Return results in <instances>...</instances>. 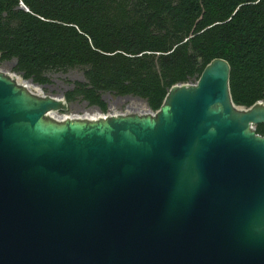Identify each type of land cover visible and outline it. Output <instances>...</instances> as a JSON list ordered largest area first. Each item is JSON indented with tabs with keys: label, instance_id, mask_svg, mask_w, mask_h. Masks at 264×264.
<instances>
[{
	"label": "water",
	"instance_id": "95a60500",
	"mask_svg": "<svg viewBox=\"0 0 264 264\" xmlns=\"http://www.w3.org/2000/svg\"><path fill=\"white\" fill-rule=\"evenodd\" d=\"M229 72L57 119L64 95L0 70V264H264V101L235 104Z\"/></svg>",
	"mask_w": 264,
	"mask_h": 264
},
{
	"label": "trees",
	"instance_id": "16d2710c",
	"mask_svg": "<svg viewBox=\"0 0 264 264\" xmlns=\"http://www.w3.org/2000/svg\"><path fill=\"white\" fill-rule=\"evenodd\" d=\"M215 57L229 62L235 104L264 101V0H0V61L33 84L79 68L65 99L103 112L104 91L156 110ZM254 128L264 135V122Z\"/></svg>",
	"mask_w": 264,
	"mask_h": 264
},
{
	"label": "rangeland",
	"instance_id": "374dc122",
	"mask_svg": "<svg viewBox=\"0 0 264 264\" xmlns=\"http://www.w3.org/2000/svg\"><path fill=\"white\" fill-rule=\"evenodd\" d=\"M12 65L13 60L0 61V70L4 72H13ZM17 73L18 72H16V74ZM48 74L50 81L44 84H37L36 86L38 87V90L35 93L40 95H63L64 90L71 85L70 80L83 78L81 70L76 67H70L64 70H51ZM17 75L21 77L19 73ZM102 95L107 102V110L105 112L100 111L97 106L88 105L84 99L75 97L74 99L67 101V109L65 111H55V118H96L107 114L131 112L145 113L154 111L149 108L143 98L136 95L114 94L109 91H104Z\"/></svg>",
	"mask_w": 264,
	"mask_h": 264
},
{
	"label": "bare ground",
	"instance_id": "6f19581e",
	"mask_svg": "<svg viewBox=\"0 0 264 264\" xmlns=\"http://www.w3.org/2000/svg\"><path fill=\"white\" fill-rule=\"evenodd\" d=\"M6 73H8L18 83L24 85L27 89H29V90H31L33 92H36L38 90V87L35 84L29 82L26 79H23L22 77L18 76L16 73H14V72H6ZM54 113H55V111H49L48 115H50L51 117L55 118L56 114H54Z\"/></svg>",
	"mask_w": 264,
	"mask_h": 264
},
{
	"label": "built area",
	"instance_id": "2783aa9c",
	"mask_svg": "<svg viewBox=\"0 0 264 264\" xmlns=\"http://www.w3.org/2000/svg\"><path fill=\"white\" fill-rule=\"evenodd\" d=\"M104 116V115H103Z\"/></svg>",
	"mask_w": 264,
	"mask_h": 264
}]
</instances>
